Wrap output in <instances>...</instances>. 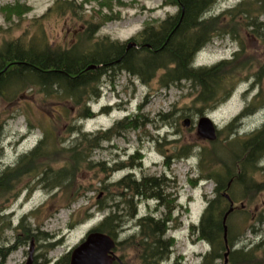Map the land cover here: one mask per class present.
<instances>
[{
  "label": "rangeland",
  "instance_id": "374dc122",
  "mask_svg": "<svg viewBox=\"0 0 264 264\" xmlns=\"http://www.w3.org/2000/svg\"><path fill=\"white\" fill-rule=\"evenodd\" d=\"M17 1L28 4L33 9L21 16L16 15L9 6ZM55 1L0 0V45L4 41L20 37L24 40L36 37L38 40L45 36L49 44L69 48L80 41L82 29L89 23L99 25L92 42L106 37L121 43H127L130 39L139 42L138 34L146 26L158 25L169 14L177 12V8L166 4L165 0H89L83 9L77 8L75 13L68 12L62 16L54 14L45 18L44 14ZM73 1L79 4L83 0ZM240 1L218 0L207 16H219ZM103 14H113L115 19L105 22ZM260 21L264 23V15ZM221 26V32L226 29L228 32L232 31L245 46L246 51L241 58L254 61L248 69L239 73L244 80L238 83L231 97L207 114L217 125L219 140L226 144L236 139L235 135H228L226 126L248 107L252 97L260 93L264 99V79L250 92L248 90L255 79L252 76L245 79L264 61V37L246 32L231 20ZM234 38L229 35L216 36L195 58L198 64L204 66L196 67H209L231 59L239 48ZM161 74L159 72L148 83L126 71L120 72L116 78H103L97 84L99 95H92L87 99L86 106L92 116L81 121L76 120L77 108L71 102L64 100L60 105L57 97H46L38 87L25 89L17 99L2 103L1 119L6 124L0 136L1 169L14 165L22 154L36 146L44 136L45 129L53 130L47 148H57L48 159L53 168L68 165V155L62 149L73 146L78 136L75 131L69 132L70 126H82V131L88 135L86 137L89 140L113 130L105 140H97L98 144L95 146L89 142L82 144L87 150L89 162L69 176L70 183L58 186L48 184L46 187L38 179L40 171L28 173L15 186V191H23L19 197L11 196L6 200L0 198V205L3 207L11 204L7 212L14 213L11 226L7 223L9 221H4L5 225L0 223V248H3V253L12 248L4 261L0 258V264H21L28 258L32 242L34 250L37 244L40 246L37 252L38 264H57L107 214V210L99 211L100 207L93 206L94 201H98L102 186L113 184L110 186L108 199L117 198L113 202L120 201L121 205L118 204L122 210L128 207L121 200L125 198L118 196L125 194L129 200L130 192L117 183L132 172L134 165L141 164L143 168H136L138 177L164 175L169 181V194L173 192L172 181H175L173 186L179 192L176 201L181 206L178 210L180 224L167 232L172 248L170 256H166L162 264H201L202 256L211 250V246L198 239L197 232H192L191 227L199 223L208 205V198H214L216 183L214 180L199 179L204 172L199 165L198 152L200 146L209 150H213L214 146L212 141L201 140L196 134L197 121L203 115L196 114L198 112L193 104L195 90L184 82L183 87H161L158 79ZM105 107L110 108L108 112L103 111ZM64 109L71 111L66 113ZM127 117L136 119L138 127L115 128ZM187 119L190 120L189 126L184 125ZM263 124L264 106L235 123L239 130L237 137L243 138ZM53 140L57 142L56 147ZM175 140L180 142H171ZM185 143L196 147L195 152L188 158H179ZM134 153L136 155L133 158ZM169 157L170 164H166ZM90 162L91 166H87ZM154 162L158 164L154 165ZM259 168L254 178L262 186L261 189L246 193L249 204L245 201L234 202L239 208L231 218L234 246L237 248L256 244L264 237V223L253 219L258 216L264 218V159L260 161ZM32 188L30 198L25 199L26 192ZM172 202L173 199L170 198V208ZM145 211L146 209L142 212ZM123 221L116 237L115 253L123 259L124 264H131L136 252V243L132 239L133 222L131 216H125ZM251 225L255 226L256 233L250 230ZM14 247L16 248L13 250ZM218 264H224V261H219Z\"/></svg>",
  "mask_w": 264,
  "mask_h": 264
},
{
  "label": "trees",
  "instance_id": "16d2710c",
  "mask_svg": "<svg viewBox=\"0 0 264 264\" xmlns=\"http://www.w3.org/2000/svg\"><path fill=\"white\" fill-rule=\"evenodd\" d=\"M217 1L165 0L166 4L174 5L177 12L169 14L158 25L146 26L138 34L139 47L130 49L126 48L127 43L112 41L108 37L92 42L91 40L99 30V25L94 26L90 23L84 26L81 35L79 33L80 41L69 48L49 44L45 36L39 37L38 40L36 37H31L29 40L20 37L4 41L0 45V107L3 102L17 99L25 89L38 87L46 97H57L60 105L64 100L71 102L73 107L77 108L76 120L81 121L92 116L90 109L86 106L87 99L92 95L94 97L99 95L97 84L103 78H116L120 72L126 71L138 76L144 83H148L159 72H162L158 78L161 87L166 89L173 86L183 87L185 85L183 82L189 83L196 92L193 100L198 112L196 114L206 115L231 97L238 83L244 80L239 73L254 63L252 59L246 61L245 58H241L245 54V46L236 34H232V31L228 32L226 29L225 32H221V25L231 20L246 32L264 37V23L260 21L261 16L264 15V0H241L235 7L226 10L221 15L208 17L207 14ZM86 2L89 0H83L79 4L73 0H56L48 8L44 17L48 18L54 14L62 16L68 12L75 13L77 8L83 9ZM101 5L104 4L101 3ZM9 8L11 12L19 16L33 9L28 4H20L19 1L10 5ZM113 19H115L113 14H103L105 22ZM226 35L235 37L239 45L231 59L222 60L209 67L193 66V60L200 49L216 36ZM92 64H97L99 67L87 69ZM258 65V68L245 78L248 80L252 76L255 79L249 92L264 79V61ZM263 106L264 99L258 93L252 97L248 107L226 126L228 135H235L236 139L226 144L221 143L218 131V139L211 142L214 146L213 150L205 146L199 147V165L204 172L199 179L201 181L214 180L216 183L214 198H208V205L199 223L191 227L192 232H197L198 239L206 241L211 246V250L202 256L201 264H218L222 260L225 264L226 244L223 217L229 209L230 202L225 198L224 193H228L235 203L244 201L248 203L250 201L246 193L257 192L262 187L255 180L254 175L257 170H260L259 163L264 159V124L241 138L237 137L239 130L235 123ZM109 109L105 107L103 111L108 112ZM64 111L70 113L71 109H64ZM5 124L6 121L1 119L0 112V136ZM138 125L139 122L136 119L127 117L115 128H137ZM75 128L76 126L69 128V132L75 131L78 134L73 146L62 149L68 155V165L53 168L49 164V156L57 148H50L53 149L51 151L47 148L53 135V130L48 129H45L44 136L38 144L22 154L14 165L1 169L0 164V198L6 200L11 196H16L15 186L21 177L28 173L40 171L39 176L41 177L38 176V179L46 187L48 184L58 186L70 183L69 176L74 175L89 162L86 155L87 150L82 147V144L89 142L95 146L98 144L97 140H105L113 130L89 140L86 137L88 135L82 131V126L77 127L76 130ZM53 142L56 147V140ZM171 142H180V140ZM194 149L196 147L183 144L179 158L190 157L195 152ZM167 163L170 164V157ZM87 166H91V162ZM101 167L105 170L103 164ZM129 180L130 176L127 175L117 184H122L126 190H129ZM112 185L105 184L103 188L110 193ZM222 190H224L223 193H221ZM108 195L104 203L100 205V210H107V214L92 231L104 232L116 238L124 224L123 218L131 214L128 208H125L126 211L122 210L118 202H113L117 198L108 199ZM126 196L124 194L118 197L125 198L127 204ZM110 201L111 204H108ZM238 209L235 206L234 212L227 220L228 242L232 247L235 237L232 234L231 218ZM256 220L264 222L262 216L256 217ZM249 227L256 233L254 225ZM154 231L155 228L152 227L150 232ZM148 248L153 256V248ZM171 248L172 241L169 240L167 258L171 254ZM11 249L3 253V248H0L2 261ZM257 250V246L251 251H245L242 247L232 249L229 253L228 264H264V251ZM69 262L70 254L57 264H69Z\"/></svg>",
  "mask_w": 264,
  "mask_h": 264
},
{
  "label": "flooded vegetation",
  "instance_id": "af4514ba",
  "mask_svg": "<svg viewBox=\"0 0 264 264\" xmlns=\"http://www.w3.org/2000/svg\"><path fill=\"white\" fill-rule=\"evenodd\" d=\"M135 41L137 42V45L139 47V42L137 40ZM135 155L136 153L132 154L133 158ZM157 164L158 162H154V165ZM166 164H167V159H166ZM136 168H140V169L143 168V164L138 166L134 165L131 168L132 172L128 174L130 176L129 192L132 198L131 218L134 228V234L132 235V239L136 243V247H135L136 252L134 258L131 260V264H162V262L166 259L165 256L167 253V246L169 240L167 238L168 231L165 230L162 233L161 229L162 228L167 229L168 223H172L170 225V227L172 228L180 224L179 222L180 217L178 216L179 215L178 210L181 208V206L176 201L179 192L178 190H175V187L173 186L175 184V181L171 182V186H172L171 188L173 189V192L169 194V181L166 176L159 174L156 176L142 175L138 177L136 173ZM99 190L101 192L98 195V201L95 200L94 201L95 204H93V206L100 207V205L104 203L105 197L109 193L105 188H103V186ZM22 192H23L22 190H18L15 193L16 196L14 195L13 198L19 197L22 194ZM32 192H33V188L31 189V191L28 190L26 192L27 195L25 199L30 198ZM170 198L171 200L173 199L171 208L169 205ZM10 206L11 204L3 205V207L0 205L1 208L0 223L4 224V221H9L7 223L10 224L11 226L14 213L7 212ZM145 209L146 211L143 213L142 211H144ZM170 215L171 218H169ZM255 218L256 217H254L253 219ZM19 223H20L18 224L19 228H21L20 226L21 222ZM153 223L156 224V228L155 231L151 233L150 229L152 228L151 226ZM97 226H95L94 228H96ZM256 246L258 249L257 251H264V237L261 239L260 242L256 244L252 243V244L243 245L241 247L245 251H251L254 250ZM148 247L153 248L154 250L153 256H152V251H150ZM235 249L238 248L236 246H233V250ZM39 250H40V246L39 244H37L36 250H34L35 252L33 254L32 264H38L39 255L37 252ZM70 253L71 251H69L67 255H69ZM27 259L23 261L21 264H25L27 262ZM116 263L121 264L120 262L117 261Z\"/></svg>",
  "mask_w": 264,
  "mask_h": 264
},
{
  "label": "water",
  "instance_id": "95a60500",
  "mask_svg": "<svg viewBox=\"0 0 264 264\" xmlns=\"http://www.w3.org/2000/svg\"><path fill=\"white\" fill-rule=\"evenodd\" d=\"M150 46V45H147ZM132 47H138L135 40H129L127 42L126 48L130 49ZM99 67L97 64H92L88 66L87 69H95ZM190 120L184 121L185 126H189ZM196 134L201 140L216 141L218 139V128L214 121L209 115L201 116L196 124ZM225 198L230 202L229 209L224 214L223 224H224V238L226 244V251L224 254L225 264L229 262V253L231 247L228 242V225L227 220L229 215L234 212L235 204L232 201L228 193H224ZM117 242L116 239L104 232H91L89 233L72 251L69 264H114L116 261L124 264L121 258L115 253ZM30 255L25 264L33 263V253H34V242L30 249Z\"/></svg>",
  "mask_w": 264,
  "mask_h": 264
},
{
  "label": "bare ground",
  "instance_id": "6f19581e",
  "mask_svg": "<svg viewBox=\"0 0 264 264\" xmlns=\"http://www.w3.org/2000/svg\"><path fill=\"white\" fill-rule=\"evenodd\" d=\"M121 200H123L124 202H125V199H121ZM120 205H121V202L119 201L118 202ZM126 205H129V207H127L128 208V210H129V212H130V214L132 213V210H131V205H132V198H130L129 200H128V202H127V204ZM169 218H171V215L169 216ZM172 223H168V225H167V229L166 228H162L161 229V231H169V227H170V225H171ZM151 227H153V228H156V224H152V226ZM163 227H165V226H163ZM170 229H172V227H170Z\"/></svg>",
  "mask_w": 264,
  "mask_h": 264
}]
</instances>
